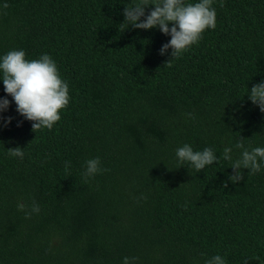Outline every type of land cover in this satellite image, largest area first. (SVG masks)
I'll list each match as a JSON object with an SVG mask.
<instances>
[{
    "label": "trees",
    "instance_id": "obj_1",
    "mask_svg": "<svg viewBox=\"0 0 264 264\" xmlns=\"http://www.w3.org/2000/svg\"><path fill=\"white\" fill-rule=\"evenodd\" d=\"M137 2L0 0V57L50 55L71 97L51 130L34 133L0 80L11 102L0 113V264H205L217 254L264 264V166L233 184L222 158L225 147L239 158L241 138L264 147V113L247 96L264 81V0H214L215 29L171 66V50L159 54L170 36L121 27ZM184 144L218 161L197 172L176 157ZM17 146L23 159L8 155ZM96 157L106 171L86 180ZM33 202L40 212L25 218L17 204Z\"/></svg>",
    "mask_w": 264,
    "mask_h": 264
},
{
    "label": "clouds",
    "instance_id": "obj_2",
    "mask_svg": "<svg viewBox=\"0 0 264 264\" xmlns=\"http://www.w3.org/2000/svg\"><path fill=\"white\" fill-rule=\"evenodd\" d=\"M213 2L214 0H199L196 3H186L185 0H138L133 6L125 7L123 12L125 19L121 27L124 28L126 24L134 29L158 28L164 35L170 36L171 39L162 45L159 54L162 56L168 54L170 49V57L165 64L171 66L173 60L181 58L189 48L199 43L206 30L215 29L217 14L212 7ZM7 7L8 4L5 3L3 8ZM146 9L150 10L146 12ZM0 73L5 93L12 97L19 115L32 122L31 128L34 133L45 128L51 130L60 121V113L67 108L71 97L69 85L61 78L57 63L50 55L42 54L38 59L28 60L25 51L10 50L0 57ZM247 96L252 104L258 106L264 113V81L253 85ZM10 103L6 97H0V113L7 111ZM188 115L192 116L191 113ZM3 119L0 116V120ZM12 119L7 117L3 126L7 127ZM21 124L22 121L18 122L17 126ZM234 147L240 150L239 158L233 159L232 147L223 149L222 158L231 163L233 173L228 179L237 184L245 179L243 170L247 169L248 175L261 171L264 166V147L249 150L245 147L243 138ZM8 155L23 159L24 152L17 146L9 148ZM176 157L180 163L188 162L197 172L218 161L212 148L194 151L189 144L179 147L176 150ZM100 164L99 157L85 161L83 176L86 180L106 171ZM224 187H227V183ZM17 208L25 213V218H31L33 213L40 212V207L35 202L30 210L24 203H18ZM137 259L125 257L123 264H135ZM205 264H226V261L217 254L206 260ZM244 264L248 262L245 260Z\"/></svg>",
    "mask_w": 264,
    "mask_h": 264
}]
</instances>
